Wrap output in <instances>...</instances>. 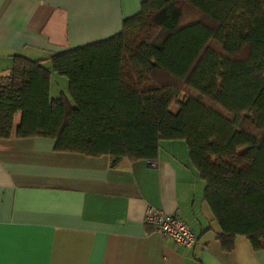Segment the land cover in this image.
<instances>
[{
    "label": "trees",
    "instance_id": "trees-1",
    "mask_svg": "<svg viewBox=\"0 0 264 264\" xmlns=\"http://www.w3.org/2000/svg\"><path fill=\"white\" fill-rule=\"evenodd\" d=\"M52 72L68 94L51 96ZM12 136L53 138L56 151L112 166L183 140L222 248L241 236L264 249V0H144L110 38L15 55L0 74V138Z\"/></svg>",
    "mask_w": 264,
    "mask_h": 264
},
{
    "label": "crops",
    "instance_id": "crops-1",
    "mask_svg": "<svg viewBox=\"0 0 264 264\" xmlns=\"http://www.w3.org/2000/svg\"><path fill=\"white\" fill-rule=\"evenodd\" d=\"M143 1L0 0V74L15 55L48 59L118 34ZM52 76L55 98L65 92L52 95ZM204 188L183 140L112 166L109 155L56 151L53 138H0V264H264L245 237L222 248ZM149 207L177 214L197 243L160 236Z\"/></svg>",
    "mask_w": 264,
    "mask_h": 264
},
{
    "label": "built area",
    "instance_id": "built-area-1",
    "mask_svg": "<svg viewBox=\"0 0 264 264\" xmlns=\"http://www.w3.org/2000/svg\"><path fill=\"white\" fill-rule=\"evenodd\" d=\"M145 220L160 236L172 240L177 245L193 247L197 243L190 225L175 213L149 207Z\"/></svg>",
    "mask_w": 264,
    "mask_h": 264
},
{
    "label": "rangeland",
    "instance_id": "rangeland-1",
    "mask_svg": "<svg viewBox=\"0 0 264 264\" xmlns=\"http://www.w3.org/2000/svg\"><path fill=\"white\" fill-rule=\"evenodd\" d=\"M53 79H52V84H53V90H52V95L54 96V94H56V92L59 91H64L66 94H68V80L66 77L59 75L55 72H53ZM55 80H57L58 82H55ZM178 109L177 107V103H173L171 106V111L172 112H176ZM20 116L21 114L18 113L15 116V127L18 125V123L20 122Z\"/></svg>",
    "mask_w": 264,
    "mask_h": 264
}]
</instances>
